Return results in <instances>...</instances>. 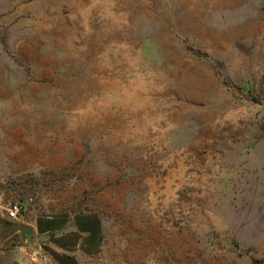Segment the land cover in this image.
Wrapping results in <instances>:
<instances>
[{
    "label": "rangeland",
    "instance_id": "1",
    "mask_svg": "<svg viewBox=\"0 0 264 264\" xmlns=\"http://www.w3.org/2000/svg\"><path fill=\"white\" fill-rule=\"evenodd\" d=\"M88 212L83 264H264V0H0V264Z\"/></svg>",
    "mask_w": 264,
    "mask_h": 264
},
{
    "label": "crops",
    "instance_id": "2",
    "mask_svg": "<svg viewBox=\"0 0 264 264\" xmlns=\"http://www.w3.org/2000/svg\"><path fill=\"white\" fill-rule=\"evenodd\" d=\"M72 216L66 221L63 220L60 232L48 243L46 241L48 254L41 264H83L87 256L97 254L102 239L100 217L89 212ZM49 220L48 226L51 229L54 223ZM31 223L33 224V221L29 222Z\"/></svg>",
    "mask_w": 264,
    "mask_h": 264
},
{
    "label": "built area",
    "instance_id": "3",
    "mask_svg": "<svg viewBox=\"0 0 264 264\" xmlns=\"http://www.w3.org/2000/svg\"><path fill=\"white\" fill-rule=\"evenodd\" d=\"M23 209H24V206L19 201L10 203L7 208L8 218L17 219Z\"/></svg>",
    "mask_w": 264,
    "mask_h": 264
}]
</instances>
